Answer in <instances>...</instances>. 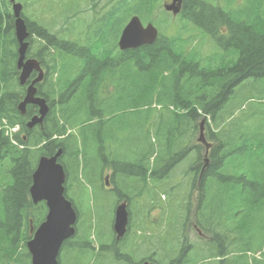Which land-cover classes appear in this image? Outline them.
<instances>
[{
  "label": "trees",
  "instance_id": "obj_1",
  "mask_svg": "<svg viewBox=\"0 0 264 264\" xmlns=\"http://www.w3.org/2000/svg\"><path fill=\"white\" fill-rule=\"evenodd\" d=\"M160 2L116 0L101 14L94 41L89 45L87 38L84 42L85 62L75 57V51H66L65 42L51 35L49 28L27 19L38 45L34 57L47 71L41 94L50 106L44 126L28 130L26 122L38 114V108L29 106L25 115L17 109L20 95L15 91L20 87L15 78L14 18L9 1L0 0V264H30L25 244L31 228H37L47 212L44 203L34 205L30 198L40 156H53L63 149L59 161L69 176L67 195L75 204L85 192L90 198L112 195L145 205L141 199L148 193L146 211L150 212L155 191L148 189L149 184L161 187L190 147L195 154L186 173L192 186L187 198L198 190V215H206L205 221L198 219V225L212 238L206 242L204 262L192 245L193 257L183 264H264V138L245 134L244 121L234 119L243 101L228 110L243 83L264 79V26L205 0H184L180 15L169 27L170 14L160 11L167 20L151 18ZM132 14L169 29L177 20L180 23L174 33L161 34L153 45L120 52L117 40ZM189 24L212 35L218 48L235 50L239 57L204 67L205 60L191 47L195 37L186 36ZM124 76L128 84L123 83ZM111 85L117 87L114 93L102 89ZM154 118L158 120L152 122ZM202 120H206L211 144L208 163L205 150L200 151L201 145L194 142ZM16 125H20L13 136L17 144L6 134L7 127ZM125 132L131 135L126 140L130 144L126 156L131 161H116L114 190H107L104 182L94 188L93 178L101 179L97 164H109L105 151L111 156V145ZM160 133L157 145L152 138H159ZM121 164L127 167L121 169ZM79 175L91 186V193ZM143 183L147 186L142 187ZM177 188L163 192L170 195ZM80 215L85 218V231L94 228L111 234L107 214L99 224L91 220L88 226L85 213L80 211ZM103 248L108 262L102 264L127 263V254L118 252L115 243ZM79 259L71 264H85Z\"/></svg>",
  "mask_w": 264,
  "mask_h": 264
},
{
  "label": "rangeland",
  "instance_id": "obj_2",
  "mask_svg": "<svg viewBox=\"0 0 264 264\" xmlns=\"http://www.w3.org/2000/svg\"><path fill=\"white\" fill-rule=\"evenodd\" d=\"M35 1L36 5L32 8L31 6L24 10V13L27 14L29 17L33 19L36 18V21L41 25L45 26L50 23L59 25L62 27L65 39L70 41V38H76L80 45H84V42L89 36V34H93L94 30L91 31V27L84 25L80 22L78 15L82 12L81 3L83 0H33ZM110 1V0H106ZM208 3H216L219 2L220 4L228 5L230 8L235 9L237 15L245 17L243 20L250 22L251 24H261L264 26V8L262 7V3L264 0H232L230 3L229 0H205ZM19 2H23L24 0H19ZM163 3L160 4L161 10L163 9ZM109 5V4H108ZM107 5V6H108ZM106 6V7H107ZM32 9V12H31ZM34 14V15H32ZM36 15V16H35ZM160 16V10L153 13L151 16L152 19H155ZM173 18V17H172ZM93 19V15L89 13L87 17V22L91 23ZM162 20L169 19L166 15L161 16ZM176 19V18H174ZM144 23H147V20L143 19ZM180 20H177L176 25L178 26ZM169 27L172 25V21H169ZM158 29L161 31L162 34H168L169 27H165V25L160 24L157 22L155 24ZM194 27L189 24L187 35L195 34L197 35V39L191 44L192 49L194 50L195 54L205 60L203 66H212L216 67L218 64L225 59L228 60L227 57L231 56L232 59H237L239 57L238 53L235 50L225 51L217 47L215 42L208 36H206L203 32L194 28L195 31H192ZM198 31V32H196ZM200 33V34H199ZM72 47V46H71ZM126 76V74H125ZM123 83L128 84L127 78H125ZM243 85L242 88H240ZM236 91L237 98L228 106V110H233L238 106V103L243 101V109L240 108V111L237 112L234 116V119L237 122H243V129L245 134L249 136H255L258 134L259 138H264V79L253 81L249 80L243 83ZM116 87V85H115ZM117 90V87H116ZM119 90V88H118ZM17 91V90H16ZM234 121V120H233ZM214 126L212 122L211 127ZM204 138H207V126L204 127ZM199 132V131H198ZM131 137L128 132L119 134L116 137V143L119 146V149H123L120 157H125V160L122 161V164L127 162L126 152L130 148V144L126 142V140ZM200 137V133L197 134L196 138ZM196 143V139H195ZM202 152H204L203 147L200 148ZM192 152L188 155L191 158ZM187 158L185 156L183 159ZM187 164H189L188 160H182L181 163L169 174V179L164 181L163 187L167 186H174L180 185L178 190H176L174 194V198H177L175 201L183 202L185 198L184 196L187 194L188 190H184L186 185H188L187 179L184 178L186 171L188 170ZM121 167V165L119 166ZM184 180V182H183ZM183 182V183H182ZM83 185V183H82ZM75 189H79L78 185L74 186ZM102 194V193H101ZM172 196V194H171ZM160 198L164 202L161 201L163 204V209H154L150 217L147 220L146 225H144V230L146 233L148 231H154L155 233H161V237L172 239L174 236V231H168L170 226L168 223L169 219L172 220L177 217V213H171L172 209H177V206L174 205L173 207H167V203L169 202V195L159 193L157 194V199ZM195 200V195L193 196ZM113 202V196L110 195L108 198L102 194H97L93 198H90L89 195L85 192H81L79 195V202L77 201L78 210L85 213L87 218V226L90 225L91 220L95 223L97 220L104 214H111V212H107L105 207H111ZM95 204V205H94ZM89 205H91L90 208ZM195 209V207H193ZM142 214V211L133 209V218H137ZM162 215H164V219H162ZM181 215V214H180ZM107 217L105 220L107 221ZM135 231V228L133 229ZM82 235V233L80 234ZM79 235V236H80ZM190 243H197L198 238L195 232H190L188 234ZM166 239L164 242V247L170 246L171 241ZM98 247V246H97ZM188 254H191L189 251ZM179 255L177 256L176 260L179 259ZM197 257L200 261L204 262V255L202 253H198ZM107 263L108 257H98L93 253L89 252L86 255L85 264H102V262ZM117 264H128L123 261L117 262ZM192 264V263H189Z\"/></svg>",
  "mask_w": 264,
  "mask_h": 264
},
{
  "label": "water",
  "instance_id": "obj_3",
  "mask_svg": "<svg viewBox=\"0 0 264 264\" xmlns=\"http://www.w3.org/2000/svg\"><path fill=\"white\" fill-rule=\"evenodd\" d=\"M171 1L172 3L165 4L164 8L166 11L177 15L181 11L182 0ZM13 11L16 18V38L20 44L18 68L22 71L20 75L21 85L26 83L34 70L40 72L39 77L29 86L25 99L18 106V110L22 114L26 113L28 104L39 107V115L35 116L27 125L29 128H33L43 123L49 113V108L44 99L35 96L37 93L35 84L43 79L39 63L36 60L24 62L28 49V43L25 40L29 37V32L24 19L21 17L22 6L14 4ZM157 37L158 29L153 24H148L145 27L140 18L135 16L123 29L119 46L121 50L135 49L143 45L153 44ZM203 126L204 123H202L199 141L205 143ZM61 154L62 150L52 157L42 156L32 177L31 199L34 204L44 201L48 213L45 221L38 227L33 238L27 243L31 255V264H59L57 258L64 241L73 237L76 233L77 212L73 204L64 196L66 173L62 164L58 162ZM128 222L129 214L126 204H122L116 209L115 213L114 229L117 238L124 237Z\"/></svg>",
  "mask_w": 264,
  "mask_h": 264
},
{
  "label": "flooded vegetation",
  "instance_id": "obj_4",
  "mask_svg": "<svg viewBox=\"0 0 264 264\" xmlns=\"http://www.w3.org/2000/svg\"><path fill=\"white\" fill-rule=\"evenodd\" d=\"M89 2V4H91L92 5V3L93 4H95V1L96 0H88ZM90 2H92V3H90ZM33 77H34V75H33ZM112 242L113 243H115V246H116V250L118 249V245H117V240L115 239V238H113L112 239ZM64 249H65V247L62 249V252L64 251ZM61 252V253H62ZM157 252V251H156ZM155 254V253H154ZM133 257H134V262H135V264H138L139 263V260H142L144 257H140V253H137V256H135L134 254H133Z\"/></svg>",
  "mask_w": 264,
  "mask_h": 264
},
{
  "label": "bare ground",
  "instance_id": "obj_5",
  "mask_svg": "<svg viewBox=\"0 0 264 264\" xmlns=\"http://www.w3.org/2000/svg\"><path fill=\"white\" fill-rule=\"evenodd\" d=\"M22 147V146H21Z\"/></svg>",
  "mask_w": 264,
  "mask_h": 264
}]
</instances>
